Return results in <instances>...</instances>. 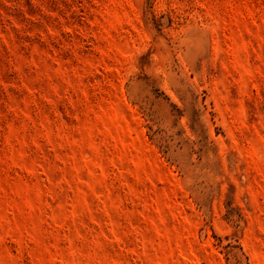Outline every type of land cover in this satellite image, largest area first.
I'll use <instances>...</instances> for the list:
<instances>
[{
  "label": "rangeland",
  "instance_id": "1",
  "mask_svg": "<svg viewBox=\"0 0 264 264\" xmlns=\"http://www.w3.org/2000/svg\"><path fill=\"white\" fill-rule=\"evenodd\" d=\"M0 264H264V0H0Z\"/></svg>",
  "mask_w": 264,
  "mask_h": 264
}]
</instances>
